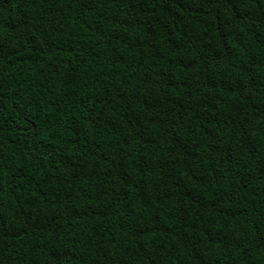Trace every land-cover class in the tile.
Wrapping results in <instances>:
<instances>
[{
  "label": "trees",
  "instance_id": "obj_1",
  "mask_svg": "<svg viewBox=\"0 0 264 264\" xmlns=\"http://www.w3.org/2000/svg\"><path fill=\"white\" fill-rule=\"evenodd\" d=\"M0 264H264V0H0Z\"/></svg>",
  "mask_w": 264,
  "mask_h": 264
}]
</instances>
